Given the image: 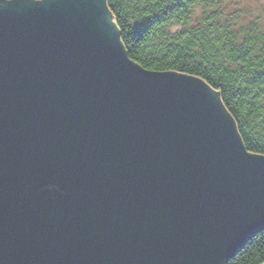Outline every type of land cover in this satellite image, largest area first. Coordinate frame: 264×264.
<instances>
[{
    "label": "water",
    "instance_id": "1",
    "mask_svg": "<svg viewBox=\"0 0 264 264\" xmlns=\"http://www.w3.org/2000/svg\"><path fill=\"white\" fill-rule=\"evenodd\" d=\"M262 229L215 89L132 60L106 0H0V264H225Z\"/></svg>",
    "mask_w": 264,
    "mask_h": 264
},
{
    "label": "trees",
    "instance_id": "2",
    "mask_svg": "<svg viewBox=\"0 0 264 264\" xmlns=\"http://www.w3.org/2000/svg\"><path fill=\"white\" fill-rule=\"evenodd\" d=\"M128 56L142 67L201 78L264 155V18L240 21L227 0H106ZM264 229L225 264H263Z\"/></svg>",
    "mask_w": 264,
    "mask_h": 264
},
{
    "label": "rangeland",
    "instance_id": "3",
    "mask_svg": "<svg viewBox=\"0 0 264 264\" xmlns=\"http://www.w3.org/2000/svg\"><path fill=\"white\" fill-rule=\"evenodd\" d=\"M229 11L239 9L242 12L240 21H245L255 17L264 18V0H227Z\"/></svg>",
    "mask_w": 264,
    "mask_h": 264
}]
</instances>
